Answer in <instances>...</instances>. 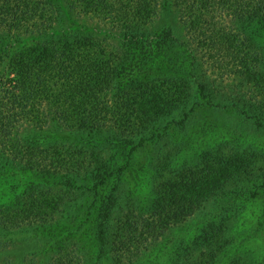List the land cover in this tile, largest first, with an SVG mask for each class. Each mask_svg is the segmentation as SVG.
Here are the masks:
<instances>
[{
    "label": "rangeland",
    "instance_id": "obj_1",
    "mask_svg": "<svg viewBox=\"0 0 264 264\" xmlns=\"http://www.w3.org/2000/svg\"><path fill=\"white\" fill-rule=\"evenodd\" d=\"M157 15L140 29L164 42L148 72L126 74L144 58L125 60L130 44L120 48L111 25L99 27L109 31L103 47L124 59L114 61L113 85L134 88V128L93 134L51 126L28 130L24 145L0 139V264H264V21L237 27L254 40L258 77L236 79L192 61L173 5L161 3ZM94 24L80 18L75 26L89 32ZM7 29L0 25L5 53L30 45ZM18 38L24 42L13 47ZM161 104L165 112L146 116ZM13 154H42L46 164L79 155L85 165L97 159L107 168L103 179L80 171L72 180L31 169ZM185 191L193 210L184 222L170 223L175 212L163 203L154 210ZM57 204L63 219L49 211ZM207 223L214 227L205 231Z\"/></svg>",
    "mask_w": 264,
    "mask_h": 264
},
{
    "label": "trees",
    "instance_id": "obj_2",
    "mask_svg": "<svg viewBox=\"0 0 264 264\" xmlns=\"http://www.w3.org/2000/svg\"><path fill=\"white\" fill-rule=\"evenodd\" d=\"M161 3L174 6L192 61L210 62L221 77L222 73L236 79L258 77L254 40L250 33L237 27L240 23L263 22L264 0H0V25L7 26L9 33H23L31 40L28 47L15 48L11 55L5 53L9 45L0 41V139L18 137L16 141L24 145L20 137L28 130L51 126L63 127L68 133L88 129L93 134L102 129L126 133L124 127L134 128L139 120L134 88L126 81L116 89L113 85L117 74L114 61L120 64L124 59L118 60L103 47L109 31L101 34L99 27L111 25L113 38L121 41L120 48L122 42L130 44L132 51L125 60L130 61L131 56L144 58V62L128 64L126 74L148 72L157 65L154 48L164 42L140 29L149 22L155 24ZM80 18L96 24L85 32V28L75 26ZM80 22L83 25L84 20ZM160 34L166 38L167 33ZM40 36L45 38L38 39ZM22 42V38L12 41L13 47ZM166 109L161 104L146 116H160ZM12 156L31 169H53L71 175L72 180L78 178L80 171L89 174V180L103 179L107 168L105 162L97 159H93V165L91 161L85 165L79 155L66 154L62 159L57 156L53 164H46L42 154L39 157L43 161L33 158L35 155ZM190 195L185 191L180 198H162L154 210L163 203L175 212L170 223L184 222L193 210ZM53 208L62 212L57 220L65 218L59 204L49 211ZM18 209L17 205L14 210ZM213 227L207 223L205 231Z\"/></svg>",
    "mask_w": 264,
    "mask_h": 264
}]
</instances>
